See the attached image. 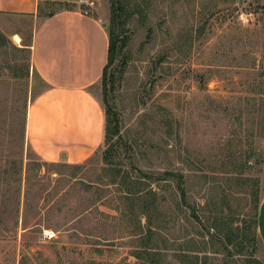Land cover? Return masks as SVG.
Returning a JSON list of instances; mask_svg holds the SVG:
<instances>
[{"label": "rangeland", "instance_id": "obj_1", "mask_svg": "<svg viewBox=\"0 0 264 264\" xmlns=\"http://www.w3.org/2000/svg\"><path fill=\"white\" fill-rule=\"evenodd\" d=\"M144 2L145 18L135 15L129 25L111 92L120 119L116 167L133 177H141L136 170L180 173L185 203L173 179L146 182L158 204V250L174 264L181 251L223 264L208 222L218 214L240 225L250 214L248 184L233 177L257 179L260 201L264 195V0ZM100 3L107 29L109 1ZM42 16L0 18L10 41L6 53L0 48V264H21L22 257L24 264H132L135 214L146 221L124 188L108 185L104 144L74 166L46 163L27 143V110L46 86L31 64L28 75L22 69L27 52L11 47H28ZM91 90L104 109L100 81ZM43 232L54 238L44 241ZM258 242L254 257L264 264Z\"/></svg>", "mask_w": 264, "mask_h": 264}, {"label": "crops", "instance_id": "obj_2", "mask_svg": "<svg viewBox=\"0 0 264 264\" xmlns=\"http://www.w3.org/2000/svg\"><path fill=\"white\" fill-rule=\"evenodd\" d=\"M100 1L0 0L2 22L20 17L35 22L38 7L45 15L46 3L74 5L72 10L42 16L28 36L31 67L46 87L28 107L26 140L46 163L81 164L102 145L104 111L91 90L100 80L107 58V29ZM257 233L264 246V195Z\"/></svg>", "mask_w": 264, "mask_h": 264}, {"label": "trees", "instance_id": "obj_3", "mask_svg": "<svg viewBox=\"0 0 264 264\" xmlns=\"http://www.w3.org/2000/svg\"><path fill=\"white\" fill-rule=\"evenodd\" d=\"M108 1L109 24L107 28V58L99 80L102 89V103L104 105V135L102 145L104 144L105 149L102 151V162L109 168V171L112 172L108 185H117L124 188L122 190L124 199L131 205L137 206L138 212H140L146 221L144 225H141L138 221V216L135 214V220L138 224H136L137 230L130 234L135 242H137L130 253L131 257L134 259L132 264H174L163 260L162 253L159 252V248L156 245V231L152 229V226L158 213V204L155 193L151 190L148 191L145 187L148 186L147 183L149 184V182L173 179L175 181V189L182 202L185 203L187 196L184 188L183 176L180 173L172 171H164L161 174L154 175L150 172L136 170L137 173H140L141 177L138 175L137 177H133L128 172L123 171V169L117 168V161L115 160L117 156V144L120 140V119L114 108L111 92L118 78L119 70L117 66L120 57L122 58L121 64H125L124 49L129 39L127 33L129 31V25L135 15L141 19L145 18V2L144 0ZM45 7L47 8V13H45L43 17L47 18L60 10H72L74 5L67 3H46ZM42 11V8L38 7V16L41 15ZM198 34H201V29H198ZM9 44V39L0 32V48L4 47L5 53ZM11 49L14 52H27V63L22 69L25 70L26 75H28L30 68V49L28 47L18 48L14 45ZM6 65L11 67V65L15 66V63L11 64L10 60L7 59ZM262 102L264 108V99ZM259 132L260 136L264 137V114L259 120ZM251 157L252 151L249 152L238 172L243 170V165L245 167L249 165ZM74 166H78V164ZM238 172L235 171L234 173L240 175ZM233 178L232 180H243L248 184L251 200L249 207L250 214L247 215L246 218L241 219L240 225H235L232 216L220 217L218 214L214 215L210 222H208L207 231L213 229L215 232L213 238L219 239V252L223 253V264H234L239 260L238 258L241 259V264H262L259 259L254 257L257 253L258 241L260 240L257 233L258 209L260 204L259 193H261L259 191V181L246 177L243 179V177H236V175ZM137 231L139 232L138 234L136 233ZM206 256L207 255H198L194 253H183V251H181L175 255V258L177 259V264H204ZM236 256L238 258H236ZM25 260V257H22L21 264H24ZM87 264L105 263L90 261Z\"/></svg>", "mask_w": 264, "mask_h": 264}, {"label": "built area", "instance_id": "obj_4", "mask_svg": "<svg viewBox=\"0 0 264 264\" xmlns=\"http://www.w3.org/2000/svg\"><path fill=\"white\" fill-rule=\"evenodd\" d=\"M90 5H92V3H90ZM84 14L86 13L84 12ZM42 237L44 241H49L52 238H54V233L53 232H43Z\"/></svg>", "mask_w": 264, "mask_h": 264}, {"label": "bare ground", "instance_id": "obj_5", "mask_svg": "<svg viewBox=\"0 0 264 264\" xmlns=\"http://www.w3.org/2000/svg\"><path fill=\"white\" fill-rule=\"evenodd\" d=\"M13 39L18 41V37L17 36H13Z\"/></svg>", "mask_w": 264, "mask_h": 264}]
</instances>
